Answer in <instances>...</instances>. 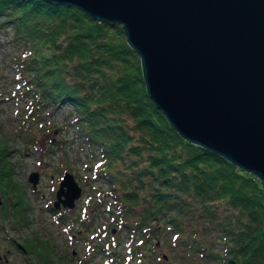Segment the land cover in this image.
I'll return each instance as SVG.
<instances>
[{"label":"trees","instance_id":"trees-1","mask_svg":"<svg viewBox=\"0 0 264 264\" xmlns=\"http://www.w3.org/2000/svg\"><path fill=\"white\" fill-rule=\"evenodd\" d=\"M0 17L22 49L15 61L35 110L71 104L78 136L100 148L115 221L132 230L137 253L143 239L151 249L154 236L168 233L170 246L204 260L264 264V182L176 130L150 97L141 57L122 25L50 0H0ZM9 148L0 144L1 214L28 224ZM24 246L37 254L33 263L62 264L40 235ZM153 262L148 255L144 264Z\"/></svg>","mask_w":264,"mask_h":264},{"label":"water","instance_id":"water-1","mask_svg":"<svg viewBox=\"0 0 264 264\" xmlns=\"http://www.w3.org/2000/svg\"><path fill=\"white\" fill-rule=\"evenodd\" d=\"M50 2L122 25L150 97L176 130L264 182V0ZM39 178L29 175L34 187ZM81 194L65 171L53 207L73 209Z\"/></svg>","mask_w":264,"mask_h":264},{"label":"rangeland","instance_id":"rangeland-1","mask_svg":"<svg viewBox=\"0 0 264 264\" xmlns=\"http://www.w3.org/2000/svg\"><path fill=\"white\" fill-rule=\"evenodd\" d=\"M21 51L10 26L0 27V144L10 147L5 152L13 163V177L25 190L30 216L25 225L16 224L12 218L5 220L0 201V264H32L37 254L26 255L22 248L16 247L14 239L22 244L37 235L49 241L51 257L62 264L67 260L61 259L66 250L72 252L73 248L78 251L73 258H68L69 264H144L148 255L154 264H221L219 260H204L200 253L187 254L182 246H170L172 240L168 233L159 239L154 236L151 249L143 239L141 253L134 250V233L115 221L117 205L113 195L106 192L109 181L101 170L100 148L78 136L79 126L74 122L71 104L35 110L32 94L25 91V79L15 61ZM32 171L40 173L36 187L29 180ZM65 171L74 173L82 186L74 214L85 219L94 217L89 227L75 224L70 229L67 221L59 218L61 213L50 209ZM105 224L106 229L119 227V230L112 234L105 231ZM68 229L82 231L72 241Z\"/></svg>","mask_w":264,"mask_h":264},{"label":"flooded vegetation","instance_id":"flooded-vegetation-1","mask_svg":"<svg viewBox=\"0 0 264 264\" xmlns=\"http://www.w3.org/2000/svg\"><path fill=\"white\" fill-rule=\"evenodd\" d=\"M50 209L52 210V211H55V213H61L60 215H59V218H64L65 219V221H67V222H65V223H67L68 225H69V227H70V229H74L75 228V224L76 225H81L82 227L83 226H88L89 227V225L91 226L92 224H90V222H91V219H89V218H82V217H77L78 215L77 214H74V213H76L77 212V210H76V212H75V210H74V208L73 209H71V208H68V207H66V208H64V207H62L61 209H55L54 207H53V203L52 204H50ZM67 216H69V217H67ZM68 219V220H67ZM94 223V222H93ZM108 227V225H104V228L106 229ZM87 228V227H86ZM70 229H68V231H71V239H72V241L78 236V234L79 233H81V229H79L78 231H76V232H73L72 230H70ZM102 229V228H101ZM117 230H119V227H118V229H116V231ZM106 231V230H105ZM115 231V232H116ZM70 233V232H69ZM14 242H15V244H16V247H18L19 249H21V247H20V243H19V241L18 240H16V239H14ZM23 245L25 244V242L24 243H22ZM26 247V246H25ZM104 247V246H103ZM102 247V248H103ZM21 250H23V249H21ZM24 251V250H23ZM78 250L77 249H72V252H69L68 250H66V254L64 255V257H66V258H69V259H71V258H73L77 253ZM109 251V250H108ZM24 253L27 255V254H29V252L27 251V252H25L24 251ZM109 253V252H108ZM109 254H111V253H109ZM29 256V255H28ZM0 259H2V256H1V254H0ZM32 264H36V263H33L32 262Z\"/></svg>","mask_w":264,"mask_h":264},{"label":"bare ground","instance_id":"bare-ground-1","mask_svg":"<svg viewBox=\"0 0 264 264\" xmlns=\"http://www.w3.org/2000/svg\"><path fill=\"white\" fill-rule=\"evenodd\" d=\"M140 56V55H139ZM143 66V65H142ZM143 71H144V68H143ZM145 79V78H144ZM146 83V82H145ZM163 112V111H162ZM164 113V112H163ZM167 117V116H166Z\"/></svg>","mask_w":264,"mask_h":264}]
</instances>
